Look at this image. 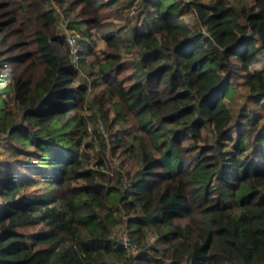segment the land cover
<instances>
[{
	"label": "trees",
	"instance_id": "trees-1",
	"mask_svg": "<svg viewBox=\"0 0 264 264\" xmlns=\"http://www.w3.org/2000/svg\"><path fill=\"white\" fill-rule=\"evenodd\" d=\"M62 1L0 0V264H264V0Z\"/></svg>",
	"mask_w": 264,
	"mask_h": 264
},
{
	"label": "rangeland",
	"instance_id": "rangeland-1",
	"mask_svg": "<svg viewBox=\"0 0 264 264\" xmlns=\"http://www.w3.org/2000/svg\"><path fill=\"white\" fill-rule=\"evenodd\" d=\"M129 1L130 0H118L114 4H112L110 7L106 8V9H101L99 11V15H98L99 19L101 21H110L113 23H118L119 26L125 25L127 28H129V26L131 25V21H128L127 17H125L124 15H121L119 12L120 9H124L123 7ZM61 3L63 5H59L57 2H54V8H55L57 16H58V21H57L58 24L56 25L57 29L62 34H65V36L72 35V32L75 31L79 34L78 38H83V36L81 35V33L79 31L68 26V22L72 19H75L78 21L82 20V14L80 13V11H78L80 6L75 5V7L73 9L65 11L64 8L67 5V0L62 1ZM130 13L134 14V11H131ZM92 32L93 33H92L91 37H85V40H87V41L84 43V45L78 39V43L75 47V48L81 49L83 46H85L90 50L84 56L85 62L83 64V66H81V68H82L81 73H80L81 77L86 74V71L90 70L89 63L93 60H96V57L102 56L103 50L105 49L104 40L101 39L97 33H95L94 31H92ZM124 60L127 64L125 74H129V77H128L126 83H130L133 80H135L137 77L141 76L142 72L138 66L139 64L137 62V59L134 56L124 55ZM91 78L92 77L90 76V79ZM96 107H97V105H95V107H93L92 110H86V112H85L87 117H88L87 126H88V132L89 133H91L93 128H96L95 127L96 117H99V116L101 117V115L97 111ZM111 111L112 110H109L108 113L111 114ZM119 124H121L122 127L127 126L123 122H120ZM116 126H118V125H116ZM134 127L135 126H133V129H130V130L134 131V129H135ZM128 128H130V127L128 126ZM97 129H100V130L105 129V124L103 122H101L98 125ZM202 132L204 134H206L208 132V130L202 129ZM144 135H145L144 136L145 139L148 140V136L146 134H144ZM88 138L89 137L87 135L84 136V139H88ZM184 142H187V141H184ZM95 147L97 148L98 146L95 145ZM151 148L153 149V146H151ZM124 156L125 155L123 153H118L117 156L112 161H110V168L111 167H115V168L118 167V168H122L124 170H130L131 172H133L138 167V164H139L138 158H136L134 156H127V157L126 156L124 157ZM94 160H95V158H92L90 161L87 162V164L93 163ZM121 229H122V225L120 224L118 226L117 234L121 235V233H122ZM147 242L150 246H161V243L160 242L158 243L154 232L150 231V230L147 231Z\"/></svg>",
	"mask_w": 264,
	"mask_h": 264
},
{
	"label": "built area",
	"instance_id": "built-area-1",
	"mask_svg": "<svg viewBox=\"0 0 264 264\" xmlns=\"http://www.w3.org/2000/svg\"><path fill=\"white\" fill-rule=\"evenodd\" d=\"M67 39H68V42L71 44V45H75V43H76V39H75V36L74 35H69V36H67ZM121 237H122V239H123V241H124V244H126V235H125V233H121Z\"/></svg>",
	"mask_w": 264,
	"mask_h": 264
}]
</instances>
